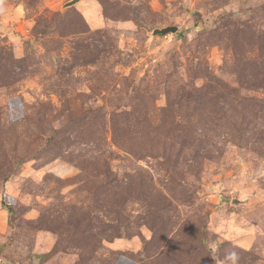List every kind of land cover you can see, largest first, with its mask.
Instances as JSON below:
<instances>
[{
  "label": "rangeland",
  "instance_id": "obj_1",
  "mask_svg": "<svg viewBox=\"0 0 264 264\" xmlns=\"http://www.w3.org/2000/svg\"><path fill=\"white\" fill-rule=\"evenodd\" d=\"M68 1L0 0V264H264V0Z\"/></svg>",
  "mask_w": 264,
  "mask_h": 264
},
{
  "label": "water",
  "instance_id": "obj_2",
  "mask_svg": "<svg viewBox=\"0 0 264 264\" xmlns=\"http://www.w3.org/2000/svg\"><path fill=\"white\" fill-rule=\"evenodd\" d=\"M78 1H80V0H70V1L65 3L64 7L72 6V5L76 4ZM178 29H179V27L176 25H169L166 27L154 29V34L166 35L168 33H177Z\"/></svg>",
  "mask_w": 264,
  "mask_h": 264
},
{
  "label": "clouds",
  "instance_id": "obj_3",
  "mask_svg": "<svg viewBox=\"0 0 264 264\" xmlns=\"http://www.w3.org/2000/svg\"><path fill=\"white\" fill-rule=\"evenodd\" d=\"M239 259V253L234 249L226 253L225 260L228 264H238Z\"/></svg>",
  "mask_w": 264,
  "mask_h": 264
},
{
  "label": "trees",
  "instance_id": "obj_4",
  "mask_svg": "<svg viewBox=\"0 0 264 264\" xmlns=\"http://www.w3.org/2000/svg\"><path fill=\"white\" fill-rule=\"evenodd\" d=\"M6 208L8 209V211L11 213L12 209L9 206H6Z\"/></svg>",
  "mask_w": 264,
  "mask_h": 264
}]
</instances>
